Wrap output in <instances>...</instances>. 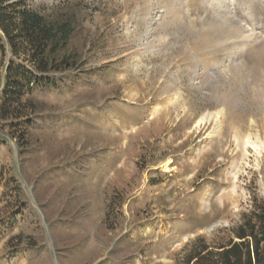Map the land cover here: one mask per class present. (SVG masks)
I'll return each mask as SVG.
<instances>
[{
    "label": "rangeland",
    "instance_id": "rangeland-1",
    "mask_svg": "<svg viewBox=\"0 0 264 264\" xmlns=\"http://www.w3.org/2000/svg\"><path fill=\"white\" fill-rule=\"evenodd\" d=\"M26 1L81 63L0 120V264H176L264 199V0Z\"/></svg>",
    "mask_w": 264,
    "mask_h": 264
},
{
    "label": "trees",
    "instance_id": "trees-1",
    "mask_svg": "<svg viewBox=\"0 0 264 264\" xmlns=\"http://www.w3.org/2000/svg\"><path fill=\"white\" fill-rule=\"evenodd\" d=\"M74 24L67 16L45 15L26 0H0L2 123L13 125L26 119L22 108L33 109L26 97L57 88L56 74L79 68L76 54L66 52ZM25 121L27 129L33 126L29 118ZM230 225L215 230L209 238L193 239L176 256V264H264V199L254 195L250 206Z\"/></svg>",
    "mask_w": 264,
    "mask_h": 264
},
{
    "label": "bare ground",
    "instance_id": "bare-ground-1",
    "mask_svg": "<svg viewBox=\"0 0 264 264\" xmlns=\"http://www.w3.org/2000/svg\"><path fill=\"white\" fill-rule=\"evenodd\" d=\"M217 116H218V115H217ZM217 116H216V118H217ZM205 119H206V117L203 118V119L200 121V123L204 122ZM251 140H252V137H251V136L247 137V138H246V141H245V145H249V146L253 147L254 149L259 148V147H258L253 141H251ZM261 147H262V146H261ZM259 149H260V148H259Z\"/></svg>",
    "mask_w": 264,
    "mask_h": 264
},
{
    "label": "clouds",
    "instance_id": "clouds-1",
    "mask_svg": "<svg viewBox=\"0 0 264 264\" xmlns=\"http://www.w3.org/2000/svg\"><path fill=\"white\" fill-rule=\"evenodd\" d=\"M237 219H238V217H237ZM223 226L224 227H230L231 225H230L229 221L226 220V221H224Z\"/></svg>",
    "mask_w": 264,
    "mask_h": 264
},
{
    "label": "snow or ice",
    "instance_id": "snow-or-ice-1",
    "mask_svg": "<svg viewBox=\"0 0 264 264\" xmlns=\"http://www.w3.org/2000/svg\"><path fill=\"white\" fill-rule=\"evenodd\" d=\"M239 209H237V211H238Z\"/></svg>",
    "mask_w": 264,
    "mask_h": 264
}]
</instances>
